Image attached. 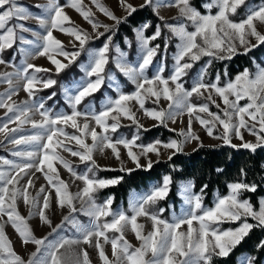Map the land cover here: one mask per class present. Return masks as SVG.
Wrapping results in <instances>:
<instances>
[{
	"label": "snow or ice",
	"instance_id": "6c2138e0",
	"mask_svg": "<svg viewBox=\"0 0 264 264\" xmlns=\"http://www.w3.org/2000/svg\"><path fill=\"white\" fill-rule=\"evenodd\" d=\"M91 2L115 26L126 22L137 11L127 0H119L126 13L121 18L100 0ZM145 6L153 7L157 14L160 7H175L178 11L175 18L178 22L164 25L178 40L173 55L174 63L167 77L164 76L166 65L163 62L155 68L151 77L147 75L160 50L159 44H152L162 36L160 25H156L150 36L145 34L151 27L148 23L133 29L140 55L135 64H130L126 59L127 54L118 45H112L115 34L113 28L96 21L92 11L83 5V0H69L66 5L58 4L57 0H49L43 9L46 15L34 17L44 29L42 34L33 33L41 43L18 35L17 29L20 32L31 31L23 24L9 26L14 19H29L31 13L15 0H0V53L12 49L17 41L23 45H32L35 51L21 50L31 58L46 57L54 66L56 75L73 64L83 52L87 51L89 57L88 63L82 66L84 78L73 82L70 87H65L70 113L52 112L45 107L46 100H51L56 95L55 92L46 98L37 95L57 84V80L50 75H39L49 73L51 69L25 62L23 67L14 72L0 73V81L8 84V89L0 93V109L6 110L7 117L0 124V134L17 148L21 145L28 146L27 149L11 152L18 160L0 159V218L7 217L5 223L11 224L22 244L35 245V251L25 260L14 250L4 231V223H0V264H91L89 254L84 248L74 250V246L81 244L94 246L101 264H212L213 257H228L253 229L264 230V196L256 204H253L250 197L245 198V193L257 191V185L249 184L244 179L228 183L227 194L217 195L212 207H205L203 204V193L207 185L201 188L200 194H196L192 191L193 182L188 181L180 189L185 208L170 221L162 218L164 208H156L160 201L167 199L171 191L173 178L168 174L148 192L133 197L127 211L113 210V197H108L102 203L97 202L95 193L119 184L123 177L98 178L97 171L104 169H99L95 163V152L103 154L106 149H111L113 156L120 160L117 145H122L135 168L148 171L153 163L149 159L146 165H142V157L147 159L149 154H153L159 162L160 149L163 148L172 150L168 156V160H171L174 155L183 151L186 144L200 141V137L193 132L194 120L208 137L222 141V146L245 149L252 153L264 149V65L257 64L255 71L246 68L233 78L223 81L220 74L213 81L206 80L208 68L214 61L231 60L239 54L247 55L254 48L264 45V33L259 30L260 26H264V3L256 7L248 4L246 0H204L200 5L205 10L203 13L193 0H169L166 4H154L153 0H144L140 7ZM242 6L245 8L243 18L234 20L232 17L238 15V9ZM65 7H71L90 24L96 39L105 33H111L100 48L86 47L92 36L74 26V22L64 11ZM100 28L104 32H99ZM54 31L72 37L70 42L74 50H67L53 35ZM125 44L132 46L127 38ZM113 47L117 53L115 58L109 56ZM167 47L168 40L165 39V50ZM57 57H63L67 63L61 62ZM203 57L209 59L194 79L191 88H186L183 78ZM110 59H114L116 68L135 86V90L125 93L117 87L116 98H106L99 111L92 103H88L86 109L81 111L80 106L86 98L98 92L106 80H113L106 72ZM7 63L0 58V64ZM224 76L227 77L226 70ZM14 80L28 96V101L22 104L12 101V97L18 92ZM205 93L208 103H193L194 96L204 98ZM214 96L219 98V103ZM148 99L157 106L161 99L167 101V109L146 108L145 102ZM133 101L145 117L157 122L155 126L167 127L168 121L176 123L179 117L187 115V129H181L177 133L182 139H171L167 143L156 140L147 145L138 144V132L131 139H113L111 133H116L121 127V117L131 121L137 130L143 127L130 105ZM241 101L245 103L242 105ZM210 105H214L219 111L212 112ZM201 114H206V117ZM33 115H39L40 119H33ZM81 119L85 121L83 124L79 122ZM9 124H15L16 127L10 128ZM29 124L31 133L16 135L21 133L24 125ZM67 126L74 129V133L65 131ZM218 129H222V132L216 134ZM242 130L253 136L255 141H245ZM233 137L241 143L233 144ZM88 138L91 139V144L86 142ZM66 141H74L78 147H68ZM58 150L78 157L82 163L87 164V171L83 174L77 173ZM55 164L65 168L76 180L82 181L83 187L76 193L70 192L68 183L60 179ZM33 169L34 172L42 173L48 185L47 188L41 186L35 196L30 192L35 186L34 172L30 171ZM134 170L125 169L123 166L120 169L129 174ZM216 171L223 172V169L218 168ZM240 176H246L243 168ZM21 181L24 183L21 184ZM52 190L55 193L56 206L68 209V214L55 227H52L46 214L51 208ZM19 200H23L29 209L27 218L18 212ZM77 201L80 203L79 208L76 207ZM78 215L88 217V222H81ZM33 216H38L42 224L51 228L47 236H34L28 224ZM139 217L151 221V231L145 234V226L137 222ZM223 222H238V226L221 229L219 226ZM185 225L186 230H182ZM69 226L74 230L73 236L61 235ZM129 227L139 241V247L134 249L124 235ZM108 233L114 235L109 236ZM105 244L111 245V259L104 250ZM257 249H264V240L259 242ZM255 259L244 257L241 264H254Z\"/></svg>",
	"mask_w": 264,
	"mask_h": 264
},
{
	"label": "rangeland",
	"instance_id": "374dc122",
	"mask_svg": "<svg viewBox=\"0 0 264 264\" xmlns=\"http://www.w3.org/2000/svg\"><path fill=\"white\" fill-rule=\"evenodd\" d=\"M15 2L18 5L24 6L28 10V12L31 13V17L27 20H15L14 19L10 22L9 26H14L16 24H23L26 28L30 29L31 31L20 32L19 29H17L18 35H22L24 38L29 39V40L37 41V36L34 35L33 33L42 34L44 29L41 27L39 21L37 19H35L34 17L46 15L44 13L43 9L48 4L49 0H15ZM68 2H69V0H57V3L60 5H66V4H68ZM100 2L105 7H107L110 11H112L117 17L122 18L126 15L124 10L120 6L119 0H100ZM127 2L132 4L134 7L138 8L144 3V0H127ZM168 2H169V0H153L154 4H156V3L166 4ZM246 2L248 4H250L252 6H256V7H258L259 5L264 3L261 1V2H258L255 4V3H252L250 0H246ZM38 5H39V7H37ZM83 5L92 11L93 18L96 21H98L99 23L104 24V25H108L109 27L114 25V22L112 20H109L107 17H105L103 14H101L95 8V6L92 4L91 0H83ZM151 8L153 10V7H151ZM241 8H243L242 13L240 12V14L232 17L234 20L239 21L241 18H243L245 8L243 6ZM64 11L71 18V21L74 22V26L80 28L83 31L88 32L92 36V39H96V34L93 33V30H92L90 24L87 23L75 10H73L71 7H65ZM157 11H158V14H157V12H154V11L153 12L155 13V15L159 19H161V17H162V19H161L163 21V25L161 26L162 36H161V38L156 40L158 42L153 41L152 44L154 46L155 44L160 45V43H163V45H160L159 53H158L157 57L154 59L153 65L150 66V68L147 72V75L149 77H151L155 71V68L157 66H159L161 64V62H163L166 65V71L164 72V76L167 77L170 74L173 63H174L173 55L176 52V45L178 43V40H177V38L172 36V34L169 32V30L166 27H164V25L165 24H176L178 21L175 18L178 16V11L175 7H160ZM204 11L205 10L203 9V12ZM214 11H215V9H213V12ZM189 30L191 31L192 29L189 27ZM259 30L262 33H264V26H260ZM98 31L104 32V29L100 28V29H98ZM154 31H155V29L152 32H150L149 36ZM133 34H134V40H135V33H133ZM53 35L63 43L64 47L67 50H69V51L74 50L72 48V43L70 42L73 40L72 37L65 35L59 31H54ZM165 39L168 40L167 50H165ZM37 42L41 43V41H37ZM252 42L255 43L254 40ZM112 45L116 46L117 44L112 43ZM125 48L127 49L126 51L123 49H121V50L127 54V56H126L127 61L130 64H135L137 62V60L139 59V55H140L139 46L136 43V40H135V46L133 49H130V47L127 44H125ZM21 49H27L28 51H35L36 50L35 47L32 45H23L19 41H17V44L12 49H7V50L3 51L2 53H0V58L6 57V58L10 59L9 61H7L8 62L7 64H0V73L14 72L17 68L23 67L25 62H27V63H32V64L36 65L37 67L51 69L52 71L49 73L55 74L54 66L50 64V62L48 61V59L46 57L37 56L36 58H31L27 55V53L25 51H22ZM96 49H98V48H96ZM241 52H242V50H241ZM109 55H111L112 58H115L117 56V53L115 52V47H113L111 49ZM57 58L60 59L61 62L67 63V61L64 60L63 57H57ZM88 60H89L88 52H86L84 61L79 65V70L81 71V76L79 78H75L73 82L80 81L84 78V72L82 70V66L86 65L88 63ZM206 61H207V59L204 60L203 65H201L197 68L198 69L197 73L191 72V73H194L191 77L186 76L183 78V83H184V86L186 88H189V89L191 88L194 79L197 77L198 73L200 72L201 68L205 65ZM112 62L114 64V67L116 68L114 59H112ZM257 64L264 65V61L260 62V63H256L254 65L252 71H255ZM116 70L119 71V69H117V68H116ZM107 73L113 77V80L112 81L106 80L104 85L101 87V89L103 90V88H104V90H110V91H112V94L111 93L108 94L105 91H103V94H102L103 96L97 101H94L92 99L87 100V98H86L85 102L80 106L81 111H84L86 109V106L88 105V103H92L94 105L95 109L97 111H99L101 106H102V103L106 100V98H108V97L116 98L117 87L119 88V91H122V88L124 85H130L131 87H133L131 92H133L135 90V86L121 72H120V74L122 76L123 82H120V80L118 78H116V76H114L113 72L109 71ZM223 80H225V79H223ZM73 82H71L70 85L60 84L59 90H60V98H61L62 104L59 107V109L52 111V106L56 103V101H51V100L49 102H47L48 100H46L45 107L50 109L52 112L70 113L71 109L69 108L68 104L66 103L65 87H70ZM14 86L18 87V92H17V95L12 97V101H14L16 104H22L23 102L28 101L27 94L23 91L22 86H20V84L15 80H14ZM7 89H8V84L0 81V93H4ZM128 93H130V92H128ZM206 97H207V93H205L204 98H197L194 96L192 98L193 103H195V104L208 103ZM214 99L217 101V103L220 102L218 97L214 96ZM244 103H245V101H241L242 105ZM130 105L132 107V110L136 113L137 119L139 120L140 124L143 125V127L140 128L139 130H137V128L135 127V125L132 124L131 121L121 117V127L118 129V131L116 133H111V135L113 136V139H119V138L131 139L132 136L134 134H137V132H138L139 137H140V139L137 141L138 144L147 145L149 143L156 141V140H152L151 142H147V143H144L141 141V136H143L145 129L149 130L151 128L158 127V126H155L157 124V122L154 120H151L150 118L145 117L143 114V111L138 110L139 106L136 105L134 101L130 102ZM167 105H168V102L163 100V99H161L158 106L156 104H154L151 99H148L145 102V107L148 109H153V108H157V107L160 109H167ZM222 107H223V105L221 104V108ZM210 110L212 112H218L219 111L214 105H210ZM5 111H6L5 109H0V124H3L7 120V117L5 116ZM201 115L206 117V114H201ZM33 119L39 120L40 117H39V115H33ZM79 122L81 124H83L85 121L81 119ZM187 125H188V116L184 115V116L179 117L177 119L176 123H172V121H168L167 127H164V126L163 127L165 129H168V130L174 129L175 131H172V132L177 134L181 129L186 130ZM93 126H94V122H93ZM9 127L10 128L16 127V125L15 124H9ZM192 128H193V132L200 137V141H192L191 143L186 144L183 148V151H182L183 153H190L191 151L200 147L201 144H202V146H219V145H222V141L208 137V135L203 130V128L195 120L193 121ZM97 130L99 131V129H97ZM65 131H67L70 134L74 133V129H72L70 126L65 127ZM31 132H32V129H31V125L29 124V125H24L22 130H21V133H17L16 135L18 136L20 134H29ZM220 132H222V129H218L216 131V134H219ZM76 134L78 135V133H76ZM243 136H244L245 141H253V142L255 141V138L253 136H250L246 131H243ZM61 139H63V138H61ZM178 139H182V138L179 137ZM0 141H3V143H0V159L18 160V158L13 157L11 155V152L13 150H24V149L28 148V146H25V145H21V146H19V148H17V146L9 143L8 140H5L4 136L2 134H0ZM168 141H162V142L167 143ZM86 142L91 144V139L88 138L86 140ZM232 143L239 145L241 143V141H239L233 137ZM66 144L68 147H71L73 149H76L78 147L77 145H75L74 141H72V142L66 141ZM117 149L120 152V160H117L113 156L111 149H106L103 154H101L99 151H97L93 154L95 163L99 166V168L109 169V170H119L120 171L121 167L123 166L125 169H136L135 165L127 157V150H125L122 145H117ZM133 150L136 151V149H133ZM58 151H60V155H62L70 164H81L82 163L78 157H73L70 155V153L64 152L62 150H58ZM160 151H161V155L159 157V160L168 159V156L171 155V153H172V150H165L163 148H161ZM149 159L152 161V163H154L157 161L158 158L153 154H149L147 159L142 157L140 160V163L142 165H146V163L148 162ZM54 166L57 168L60 179H62L68 183L70 192L76 193L83 187L82 181L76 180L61 165L55 164ZM30 171L34 172V169L30 170ZM123 172H127V171H123ZM79 174H83V173H79ZM33 179L35 181V186H34V188L30 189V192L33 196H35L37 191L40 189L41 186H45L47 188L48 185H47V181H45L42 173H40V172H34ZM23 183H24V181H21V184H23ZM185 183H187V182H183L179 185L178 197L180 198V205L178 207L177 212L172 213L170 220L172 219V217L174 215L181 214V212L185 208L183 198L180 194L181 185H183ZM152 186H154V185L153 184L150 185L148 187V189H146L142 192L130 193L129 197H128V206H129L130 200L133 197L138 196V195H142V194L148 192ZM51 196H52L51 208L49 210H47L46 214L49 217V219L51 220L52 227H55L57 224H59L61 222L62 217L64 215L68 214V209L66 207L64 209H60L56 206L54 190L51 191ZM103 201L104 200H102V201L97 200L98 203H102ZM41 202H42V197H41ZM215 202H216V198L213 200V203L211 204V206H206V205H204V206L205 207H212V206H214ZM76 207L77 208L80 207L79 201L76 202ZM17 209H18V212L21 216L26 217V218L28 217L29 209L23 203V200H19L17 202ZM112 209L113 210H122L120 208H113V207H112ZM128 214L131 215L130 212H128ZM77 218L83 223L88 222V217H86V216L78 215ZM6 221H7L6 216L0 218V223H4V231H5L6 235L8 236V238L11 240L14 250L17 252V254H19L21 257H23L25 260H27L29 255L33 251H35V245H33V244H26V245L22 244L18 235L16 234L15 230L11 226V224L5 223ZM250 221L251 220L249 219V222ZM137 222L139 224H143L145 226L144 227L145 234L147 232L151 231V221L150 220L146 219L145 217H139ZM225 223L234 224V227H232V228H235L238 226V222L237 223L223 222L220 224L219 227L221 229H231V227H224ZM28 224H29V227L32 229L33 234L36 238H43V237L47 236L49 232H51V228L48 227L47 225L42 224L40 222L38 216H33L31 219H29ZM186 227L187 226L185 225L184 229H182V230H186ZM73 232H74V230H72L69 226V227H66L63 232H61V235H67L68 237H72ZM108 235L112 236L114 234L108 233ZM124 235H125V239L128 240V242L132 245L133 249L136 247H139V241L136 240L134 234L130 230V227L125 231ZM49 238L52 239V237H49ZM80 248H84L88 252L91 264H101V261L99 260L98 253H97L96 249L94 248V246L89 247V246L83 245V244L78 245V246H74V250H76V251H78ZM104 250H105L106 254L108 255V257L111 259V245L105 244ZM244 257H248V256L245 254L240 255L238 258L237 264H241V260ZM263 264H264V260H263Z\"/></svg>",
	"mask_w": 264,
	"mask_h": 264
},
{
	"label": "trees",
	"instance_id": "16d2710c",
	"mask_svg": "<svg viewBox=\"0 0 264 264\" xmlns=\"http://www.w3.org/2000/svg\"><path fill=\"white\" fill-rule=\"evenodd\" d=\"M204 0H193V3L203 12L201 3ZM252 3L264 2L263 0H250ZM243 8L238 10V14L242 13ZM148 23L151 25L147 29L146 34L149 35L156 25H163V21L159 19L153 12L151 6L138 7L137 11L132 16L127 18V21L121 23L119 26H110L114 30L112 43L117 44L121 49L125 48V38L131 42L130 49L135 46L134 40V28H139L143 24ZM111 33H105L99 39H91L87 44L88 49H96L102 46L106 41L107 35ZM155 42V41H154ZM158 42V41H156ZM171 42V41H170ZM163 45V43H160ZM69 67L63 70L59 75L52 73H40L41 76H51L57 80V84L49 89L40 91L38 97H48L53 92L56 95L51 101H56L52 106V111L59 109L61 106L60 98V84L70 85L75 78L81 76L79 65L85 59V53ZM111 57V55H109ZM5 61H9V58L2 57ZM208 60V57H203L198 61L194 67L189 70L188 77H191L194 73L198 72V67L203 65L204 60ZM264 61V45L254 48L247 55L239 54L234 56L231 60L214 61L208 68L206 80L213 81L217 74L221 75V79L233 78L236 74L242 72L244 69L252 70L256 63ZM225 70L227 71V77L224 76ZM31 71V70H30ZM113 72L114 76L123 82L122 76L118 70L114 67L112 59L106 67V72ZM130 85H124L122 91L125 93L131 92ZM103 91L111 93L110 90L100 89L93 96L87 98L94 101L99 100L103 95ZM48 100L47 102H49ZM176 133L165 129L163 126H158L144 131L141 136V141L144 143L151 142L152 140L168 141L170 139H178ZM77 173H84L87 171V164H71ZM264 149H258L256 153H252L245 149H233L227 146H200L190 153H177L171 160H159L154 162L153 167L145 171L143 168L135 169L130 174L119 170H98L96 175L101 179H111L116 177H123L122 181L115 185L105 189L99 190L95 193L97 200H106L108 197H113V208H120L122 210H128V197L130 193L142 192L150 185H156L161 182L162 177L166 174L171 175L173 178V184L171 185V191L166 200L160 201L156 208H164L165 211L162 215L163 219L170 220L172 213L177 212L180 205V198L178 197L179 185L183 182L192 181L194 187L192 191L196 194H200V190L204 185L207 188L203 193V203L206 206H211L213 200L217 195L223 196L228 192L227 184L235 182L240 179H244L247 183H255L257 185V191L255 193H245L244 197H250L253 204H256L261 196H264ZM223 169V172H217L216 169ZM246 171V176H240V170ZM101 169V168H99ZM252 222V221H250ZM236 225V224H235ZM224 227H234V224L225 223ZM261 240H264V230L259 228L253 229L249 236H247L240 245H238L226 258L213 257L212 264H237L240 255H247L248 257H255L254 264H263L264 249H257V245Z\"/></svg>",
	"mask_w": 264,
	"mask_h": 264
}]
</instances>
